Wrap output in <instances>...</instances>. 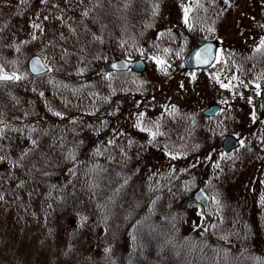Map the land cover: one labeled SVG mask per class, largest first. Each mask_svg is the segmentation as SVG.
I'll return each mask as SVG.
<instances>
[{
    "label": "flooded vegetation",
    "instance_id": "1",
    "mask_svg": "<svg viewBox=\"0 0 264 264\" xmlns=\"http://www.w3.org/2000/svg\"><path fill=\"white\" fill-rule=\"evenodd\" d=\"M140 1L148 5L143 15L135 9ZM177 1L176 5L180 4L181 8L180 16L176 17L178 20L173 12L175 0L101 1L104 9L102 26L109 33L107 37H132V43L126 41L122 48L132 50L133 54L118 57L142 58L138 54L142 47L153 49V46L141 43L136 46L139 35L143 33L150 35L152 40L157 36L180 34L182 43L177 39L174 45L163 48L169 49L174 57L169 62L170 67L173 66L172 73L165 80H144L140 76L141 70L129 66L118 71L103 70L104 76L82 78L117 80L123 87L118 94L109 92L102 95L103 108L75 111L70 118V126L58 128L56 124L50 131L52 136H45L50 139L47 145L54 154L55 167L49 178L56 181L53 197L59 223L63 224L64 218L73 216L75 220L70 221V225L76 228L81 225H76L77 222L85 226L87 223L76 220L78 213L84 207L91 212L97 211L96 202L86 197L89 195L86 187L73 186L72 180L66 178L69 169L73 172L80 170L85 184L87 176L90 178L87 171L95 170L93 165L100 166L103 171L104 213H121L129 207L134 215L138 210L144 214L136 222L139 226L136 233L132 229L127 234L122 230V226L131 222L133 217L126 219L121 216L103 223L91 221V225L94 223L100 229L88 235L86 249L92 250V257L87 264L123 262L126 252L124 254L118 246L124 236L131 241L130 244H136L135 241L141 239L142 225L152 236L153 246L160 235L165 232L167 239L173 229L178 234L182 230L186 239L202 233V238L194 241L210 245L217 241L209 236L208 231L215 232L226 223L230 225L228 219L235 228L234 234L245 240L243 243L251 252L254 235L257 242L259 238L264 242V203H261L264 197V149L260 150L255 143L246 150L247 162L242 164L249 179H255V189L248 188L249 195L253 197L251 206L241 210L232 204L237 200L235 177L240 160L237 151L244 146L245 134L264 121V48L256 51L261 38H264V0H229V4L224 0ZM67 5L69 9L74 7ZM63 10H66L65 6H60L59 13ZM85 12L80 13L85 15ZM70 14V17L78 16L72 11ZM86 15L85 23L71 19V25L94 30L98 23L91 15L88 18ZM194 35H198L195 38H203L192 44ZM203 43L210 48L208 53L213 52V60L206 66L186 67L184 57ZM152 52L155 53L153 57L160 58L157 51ZM200 58L207 60L203 56ZM175 65H180L187 77L179 76V70L175 73ZM211 68V75L205 76V71ZM56 80H66V77L60 75ZM222 84L228 87H222ZM256 84L260 85L259 90ZM116 105L117 109L111 108ZM252 109L255 119L253 113L248 115ZM238 110L242 113L240 118ZM140 113H144L142 126L161 134L153 139L148 132L137 128L135 125ZM239 124H243L244 129L239 130ZM113 128L115 135L112 134ZM42 134L46 133L42 131ZM45 143L42 141L41 145ZM37 161L46 163L40 156ZM228 164L229 168H222ZM226 170L229 174L235 173V180L230 187L223 189L221 177ZM63 180L68 181L66 185L70 187L63 189ZM223 192L233 195L232 198L223 202ZM79 201L86 204L78 206ZM61 211L67 213L63 215ZM228 212L230 218L226 216ZM59 238L63 244L66 237L62 239L60 235ZM237 244L234 242L235 246ZM74 261L72 258V264Z\"/></svg>",
    "mask_w": 264,
    "mask_h": 264
},
{
    "label": "rangeland",
    "instance_id": "2",
    "mask_svg": "<svg viewBox=\"0 0 264 264\" xmlns=\"http://www.w3.org/2000/svg\"><path fill=\"white\" fill-rule=\"evenodd\" d=\"M97 1L101 2L102 0ZM184 1L186 3V0ZM95 2L96 0H43V2L42 0H0V55L5 60L9 61V58H12L14 53H19L18 51L21 49H17V47L11 45L17 41L21 42L22 40H28L26 60L32 54H38L42 57L46 66H48L46 74L30 79L31 81L24 85L17 83L10 88L8 87V90L11 89L13 94L17 96V99L21 100L23 104L29 105L27 110L23 112L19 109L17 112L15 111L17 118L23 117L28 120L24 123V125L28 126V124H26L27 122L36 123L34 118L37 119V116L41 114L42 118L48 122L47 125L49 126L57 124L58 128L68 127L70 126L72 113L79 110L103 108L104 101L102 99V95L109 92L118 94L120 92V87H123V84H120L117 80H81L86 77L104 76V71L101 67L104 60L118 56L127 57L128 55L130 56L133 54L132 50L127 49L129 52H125L124 50L126 49L122 48V46H124V42L127 41L128 43H132V37L131 39L123 37L124 40L115 35L109 38L107 37L109 33L105 31V28L102 26L104 21L102 17L104 9H102V5L101 10L93 9V6L96 4ZM140 2L141 3H137L135 5V9L139 10V13L143 15L146 13L148 5L142 1ZM91 3H93V5H91ZM177 3H179V1L175 0L173 5L174 16L176 15L175 18L179 17L181 14L180 4L176 5ZM67 4H71L74 7L69 9ZM60 6H65L66 10L59 13ZM75 10L76 12H74ZM71 11L78 14V16L74 15L70 17L69 14ZM84 11L87 13V18L91 15L95 23H98L94 30L88 29L87 26L77 28L75 27L76 25H71V19H75V21L79 19L84 21V23L87 21L84 18L85 15L80 13ZM33 24H38L40 27L34 28ZM34 36L35 39H33ZM196 36L198 35H194V37H192L193 40L190 43H197L203 38H195ZM151 38L152 37L150 35H145L143 33L142 35H139V40H137L138 43L136 46L140 43L144 44V46H153V49L142 47L140 53H138L142 55V58L146 63L145 70L142 71L140 76L144 80H165L167 77L169 78L172 73L171 69L173 66L170 67L169 62L174 57L172 53L169 52V49L163 48L166 45H174L177 39H181L182 43V38L180 34H177L176 36L172 35V33L157 36V39L155 38L154 40ZM153 50L157 51V55L160 56L159 59L166 62L164 65H158L156 60L153 59V55H155V53L152 52ZM181 53L182 52H180V54ZM180 54L177 57L178 61L180 60ZM164 68H167V71H164ZM178 70L181 72L179 76H182L183 72L181 66L175 65V73L178 72ZM212 72V68L205 71V76L208 77ZM60 75L66 77V80H56ZM187 75L188 74H185L183 76L187 77ZM195 75H197V73ZM74 78L76 79L73 80ZM0 92L2 93V91ZM7 101L9 100H6L5 97L0 100V110H2L4 106H7ZM31 104L36 105V107H31ZM111 108L117 109L118 106H112ZM253 112L254 109H252L248 115ZM55 113H60V115L58 116ZM237 116H239V118L242 116L241 111L238 110ZM37 120L42 124V119ZM19 124L22 123H17V125ZM259 126L254 127V129L245 134L244 146L242 149L239 148L237 151V153L239 152L237 155L240 156L235 177L237 180V200L232 204L235 206L237 205V207L241 208V210L248 209L253 200V197H251L248 193V188H250V190L255 189V179H253V177L249 179L248 174L244 172L242 167V164L247 162L246 150L252 147L253 143L259 146L258 148L260 150L264 149V121H262ZM238 128L239 130L244 129L243 124H239ZM112 134L115 135L114 128L112 129ZM48 139L49 138H47V140ZM19 147H23V144H20L17 148ZM229 166L230 165L228 164L222 168L224 169L226 167L227 169ZM227 171L228 170L222 172L223 176L221 177V188L223 189L230 187L231 183L235 180V173L233 172L232 174H229V171ZM225 172H227V174H225ZM75 173H77V171ZM66 174L69 175L67 178L72 180L74 172L71 170ZM209 174H206V176ZM245 177L247 178L245 179ZM55 191V189L47 185L44 197H50ZM232 196L233 195L223 192L221 199L223 202H226L228 199L232 198ZM227 204L230 205V202H227ZM43 207L41 204L38 207V211L40 212ZM37 214L35 215L38 216ZM8 215H10V212ZM143 215L144 214H142L140 210L135 212L132 221L125 223L122 226V230H124L127 234L130 233L131 229H133V233H136L139 230L138 223L136 222H138V219ZM226 216L230 218V212L226 213ZM15 218L16 217L14 216V221L11 217L6 218L9 222L5 219H0V226H6V228L18 227V223L15 221ZM73 219L75 220V217L73 216L72 218H64L63 224L60 223V228L63 230L68 227H74L73 225H70V221ZM79 219L81 220V218ZM81 221L86 223L83 220ZM4 222H8L9 224H5ZM228 222L230 225L226 223L215 232H213V230L208 231L210 233L209 236L213 237L217 242L222 239L224 250H227L226 245L230 247L231 245H234V242H237L239 246L246 245L243 243L245 242L243 238H239L234 234L235 228L231 225L230 219H228ZM78 224L83 225V223L76 222V225ZM82 228H84V225ZM164 229L165 228H163V232ZM197 229L198 231L200 230L199 227ZM140 230L142 233L141 239L136 240V244H130L131 241L128 237H123V240L118 247L124 254L126 252L125 257L135 254L137 246L141 241L150 243L148 252L153 249L152 236L146 233L147 228L142 225ZM85 233H88V229H86ZM171 233H173L172 238H169ZM63 234L64 233H61L62 239L65 238ZM196 236L194 238L188 237L186 239V236H182V230H180L178 234L176 229H173L170 230V233L167 235V239L165 238V232L162 236L160 235L157 238L159 240L157 243H166L162 253L165 258L167 255L172 253L171 251H173L175 247H179L178 252L182 254L186 252L188 253L187 250L192 249L191 251L197 254L196 257H199L200 253L198 250L201 252L202 248L201 245L196 246L194 244L196 243L194 240L202 238L203 234L197 233ZM1 238L4 240V237ZM7 238V240L13 244L15 241L23 240L17 237L14 238L13 232L10 236H7ZM92 242L95 243V240H92ZM101 243L104 244L105 242ZM124 247L125 249H123ZM1 248H4V246H1ZM22 249L25 248L22 246ZM209 250V252L204 251L202 256L206 258L220 252L216 248ZM44 259L45 257H43V260ZM21 260L22 263H24V260ZM171 261H173L172 257Z\"/></svg>",
    "mask_w": 264,
    "mask_h": 264
},
{
    "label": "trees",
    "instance_id": "3",
    "mask_svg": "<svg viewBox=\"0 0 264 264\" xmlns=\"http://www.w3.org/2000/svg\"><path fill=\"white\" fill-rule=\"evenodd\" d=\"M95 3L93 9L101 10L102 2ZM27 41H17L11 45L21 49L18 51L19 53H14L9 61L0 55L1 66L14 71L17 76L23 77L10 82H0V91H2L0 100L4 97L9 100L7 106L0 110V158H2L0 159V197H2L0 198V219L8 221L6 218L11 217L14 221L15 216V221L18 223V227L14 226L15 228L0 226V264H72V258L75 259V264H87L92 257V250L86 249V245L89 243V234L85 233V227L82 228L81 225H78L76 228L68 227L62 230L56 217L58 212L54 207L56 204L53 196L56 191L51 195V198L44 197L47 185L55 189L53 186L56 183L55 180L49 178L55 164L53 150L47 145L50 139L47 140L45 137L48 134L52 136L50 131L56 124L47 125L48 122L40 114L37 119H42V124L34 118L36 123L27 122L28 126L24 125L28 120L23 117L17 118L15 111L17 112L19 109L23 112L29 105L23 104L11 89L8 90V87L10 88L14 84L24 85L31 81L30 79L36 78L26 70ZM31 105V107H36L34 104ZM17 123L22 124L17 125ZM42 131L46 134H42ZM42 141L46 142L43 146L41 145ZM20 144H23L24 147L17 148ZM39 156L45 158V164L38 163ZM92 167L95 170L87 171L90 173V178L86 174L87 181L84 184L85 179H81L79 186L86 187V191L89 192L86 197L96 202L97 211L91 212L84 207L83 211L78 213L79 218L88 223L86 225H91V221L103 223L109 219H119L121 216L131 219L134 213L129 207L121 213H114V211L104 213L102 210L104 200L101 192L103 171L99 169L100 166L93 165ZM83 172L86 173V171ZM95 176L96 179H94ZM73 182L75 183L74 178ZM90 194L92 195L90 196ZM43 200L45 202H42ZM41 204L44 207L39 212L38 207ZM85 204V201L78 202V206ZM9 212L10 215H8ZM66 213L61 211L63 215ZM78 220L81 222L80 219ZM97 229L98 227L93 223L88 232L95 233ZM11 231L14 238L23 240L15 241L14 244L1 240V237H4L5 240L7 236H10ZM61 233H64L63 235L66 237L63 244L60 243L59 238ZM102 237L103 234L100 238ZM254 237L255 247L252 252L246 245L239 247L226 245L227 250H224V245H219V243L218 246L216 244L201 245L202 251L198 250L201 256L204 251L209 252V249L219 248V251L221 250L219 253L211 255L212 258L200 255L196 257L197 254L191 251L192 249L187 250L189 254L186 252V256V253L178 252L179 247H175L171 251L172 253L165 258L161 251L164 250L166 243H156L157 253L150 255L152 251L151 249L148 252L150 243L141 241L135 254L125 257V260L120 264H264V242L261 238L257 242L256 235ZM22 246L25 249H22ZM43 257H45L44 260ZM171 257L173 261H171ZM21 259L24 260V263ZM99 261L102 262L101 257Z\"/></svg>",
    "mask_w": 264,
    "mask_h": 264
},
{
    "label": "water",
    "instance_id": "4",
    "mask_svg": "<svg viewBox=\"0 0 264 264\" xmlns=\"http://www.w3.org/2000/svg\"><path fill=\"white\" fill-rule=\"evenodd\" d=\"M207 46L206 43H203L201 46L195 47L192 49L191 52H189L183 59V63L186 67H195V66H206L213 60V52L205 53L202 56L207 58V63H202L200 61H203V59L200 58L198 61L196 59V53L200 52L201 49H204ZM33 65L36 70H33ZM113 65H116V67H113ZM129 66H132L137 71L143 70L145 63L142 59L136 58V59H125V58H116L112 60H107L103 63V68L105 70H121L125 69ZM30 73L32 74H41L47 71L48 67L44 64L42 58L38 56V54L31 55L27 60V66ZM4 73L12 74L13 72L5 71ZM11 81V80H6ZM204 194V193H203ZM205 195V194H204ZM206 196V195H205Z\"/></svg>",
    "mask_w": 264,
    "mask_h": 264
},
{
    "label": "snow or ice",
    "instance_id": "5",
    "mask_svg": "<svg viewBox=\"0 0 264 264\" xmlns=\"http://www.w3.org/2000/svg\"><path fill=\"white\" fill-rule=\"evenodd\" d=\"M42 2H43V0H42ZM224 3L225 4H229V0H224ZM85 15H86V13H85ZM185 17H187V10H185ZM185 23H187V19H185ZM33 27L34 28H39L40 25L33 24ZM262 27H264V26H262ZM33 39H35V36L33 37ZM262 48H264V38H261L260 43H259V45L256 48V51H260ZM209 51H210V48H208V47H206L204 49H201L200 52H198V53L195 54L196 55V59L199 61L200 60V57L203 54H205V53H207ZM153 59L156 60V63L158 65H164L166 63L164 60H161V59H159L157 57H153ZM200 62L207 63V60H203V61H200ZM113 67H116V65H113ZM33 70H36L35 67H34V65H33ZM163 70L164 71H167V68H164ZM22 78L23 77L17 76L15 73H12V74L4 73L2 66H0V81L16 80V79H22ZM193 78H195V77L193 76ZM234 79H235V77H234ZM221 86L222 87H228V85H224V84H222ZM256 88H257V90H259L260 85L259 84H256ZM259 94H260L259 91H257V95H259ZM249 102L251 103V100H249ZM173 110H175V109L173 108ZM55 114L58 115V116L60 115V113H55ZM143 117H144V113H140L139 116H138V123L135 125L137 128H140L141 131L148 132L153 139L157 135L161 134V133H158V132H153L151 130V128L143 127L142 126ZM253 119H255V114L254 113H253ZM151 142L152 141L150 140L149 143H151ZM33 143H35V141H33ZM110 143H114V141H110ZM240 143H241V145H243V141H241ZM173 158H175V157H173ZM0 159H2V158H0ZM69 171H71V169H69ZM0 198H2V197H0ZM217 203H219V202L217 201ZM261 203H264V197H262ZM106 251H108V250H106Z\"/></svg>",
    "mask_w": 264,
    "mask_h": 264
}]
</instances>
